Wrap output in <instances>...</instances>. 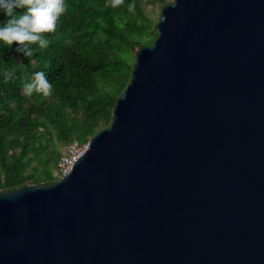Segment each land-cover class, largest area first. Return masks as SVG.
I'll return each instance as SVG.
<instances>
[{
    "label": "water",
    "instance_id": "1",
    "mask_svg": "<svg viewBox=\"0 0 264 264\" xmlns=\"http://www.w3.org/2000/svg\"><path fill=\"white\" fill-rule=\"evenodd\" d=\"M62 178L0 190V264H264V0H169Z\"/></svg>",
    "mask_w": 264,
    "mask_h": 264
},
{
    "label": "trees",
    "instance_id": "2",
    "mask_svg": "<svg viewBox=\"0 0 264 264\" xmlns=\"http://www.w3.org/2000/svg\"><path fill=\"white\" fill-rule=\"evenodd\" d=\"M156 36L140 0H0V190L56 180L60 147L110 124Z\"/></svg>",
    "mask_w": 264,
    "mask_h": 264
},
{
    "label": "built area",
    "instance_id": "3",
    "mask_svg": "<svg viewBox=\"0 0 264 264\" xmlns=\"http://www.w3.org/2000/svg\"><path fill=\"white\" fill-rule=\"evenodd\" d=\"M86 148L87 143L79 144L76 141L70 142L64 146L62 155L54 170V176L56 179L62 178L70 171L74 162L86 150Z\"/></svg>",
    "mask_w": 264,
    "mask_h": 264
},
{
    "label": "rangeland",
    "instance_id": "4",
    "mask_svg": "<svg viewBox=\"0 0 264 264\" xmlns=\"http://www.w3.org/2000/svg\"><path fill=\"white\" fill-rule=\"evenodd\" d=\"M146 14L157 23L160 11L162 9L161 0H140ZM169 1V0H168ZM64 148L63 145L60 149ZM55 167L52 169L54 175Z\"/></svg>",
    "mask_w": 264,
    "mask_h": 264
}]
</instances>
